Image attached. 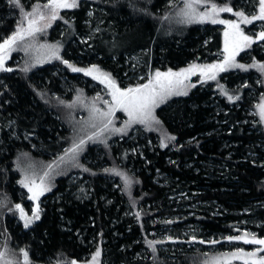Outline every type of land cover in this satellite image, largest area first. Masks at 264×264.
<instances>
[{
  "label": "trees",
  "instance_id": "trees-1",
  "mask_svg": "<svg viewBox=\"0 0 264 264\" xmlns=\"http://www.w3.org/2000/svg\"><path fill=\"white\" fill-rule=\"evenodd\" d=\"M170 1L80 0L77 7L64 9L44 37L40 36L60 50L59 58L24 71L26 65L14 55L9 64L12 71L0 74V253L4 254L0 264H25L21 250L28 253V264L89 262L97 250L101 253L96 258L98 264H144L136 255L145 247L147 238L143 242L139 238L146 235L148 223L143 225L126 212L130 209L137 217L171 213L168 188L155 182L158 173L172 188L196 193L194 201L205 203L188 222L209 234H233L235 213L243 211L264 224V125L259 121L251 128L248 122L249 110H256L251 92L262 95L260 100L264 98V71L259 67L264 64V41L259 47L255 42L245 52L248 59H238L244 69L216 72L214 80L163 103L156 112L160 130L145 129L140 138L146 146L143 160L139 154L135 158L127 155L124 144L130 132L121 137L118 146L113 141L104 143L100 149L105 152L103 167L87 162L88 156L95 160L93 149L99 147L88 145L80 157L76 156L79 170H67L71 153L66 155V149L73 146L74 134L62 115L65 107L72 109L76 98L91 95L79 82L82 71L73 72L69 64L81 69L95 66L123 87L122 78L131 64L127 67V59L139 54L146 76L140 83H126L135 87L148 82L157 71L213 64L222 56L220 26L178 22V6L169 5ZM242 1L207 3L245 14ZM45 3L47 0H20L25 13ZM22 20L19 7L10 0H0V43L17 31ZM86 21L97 31L89 42L81 44L76 35L85 32ZM23 26L27 27L26 20ZM63 27L67 28L61 35ZM83 50L85 60L76 61L71 56ZM64 85L74 94H66ZM77 115L74 119L78 120ZM151 141L154 149L148 147ZM26 160L50 171L43 183L48 190L41 200L39 219L29 229L20 223L16 208L17 204L29 206L20 183L30 181L22 163ZM130 162L139 168L138 173L133 174ZM58 168L66 171L64 175L56 176ZM113 170L121 171L128 183L122 175V180L111 176ZM75 171H81L82 179L89 181V196H74L68 189ZM214 203L221 207L219 216L210 212L209 204ZM147 206H151L148 212ZM205 255L187 252L166 264H197Z\"/></svg>",
  "mask_w": 264,
  "mask_h": 264
},
{
  "label": "rangeland",
  "instance_id": "rangeland-1",
  "mask_svg": "<svg viewBox=\"0 0 264 264\" xmlns=\"http://www.w3.org/2000/svg\"><path fill=\"white\" fill-rule=\"evenodd\" d=\"M80 0H78L79 3ZM69 3H71V0H69ZM175 3V4H174ZM176 5L178 6V12L175 14V17L177 16L178 22L187 23L185 22V18L180 15L181 9L184 7L183 0H171L169 5ZM243 7L246 10L247 13L246 16L251 18L252 15H256L259 13V0H244L242 1ZM74 8V7H71ZM71 8H61L58 10V17H60L61 13L64 9H71ZM197 12H203L205 10H210L211 4L210 3H203L196 6ZM41 12H43L45 19L41 20L39 22V27L43 28L44 30L41 32L35 33L33 36L26 37L22 41H18L15 45H13L12 50H10L6 55L4 59V67L5 68H11L9 66L11 60L13 59V56L15 55L18 58V62H22V66L26 65L28 70H33L37 68V66H42L48 62L53 61L57 55H59L61 52L59 49H57L56 46L51 45L50 40H46V42L43 41L41 37H44V33L47 31L44 28L46 24L49 22L52 24L54 21H50V9L42 8L40 9ZM88 16H92V11L90 10L88 13ZM219 19L227 20V21H235L236 23H239L240 29L244 32L245 35H248L250 37H254L253 40L256 42L257 47L261 45L260 40L256 39V36L259 32L264 31V21H253L251 24H245L241 22V17L236 16L233 14V12H221L219 14ZM59 19V18H58ZM194 24H213L209 21H205L203 23L199 22H193ZM86 29L85 32L82 34H77L76 39L81 42V44H85L86 42H89L90 38L96 34L97 29L95 27L91 26V23L89 21H86ZM219 25L222 29L223 34V54L222 56H218L216 58V62L213 64L222 63L224 60V56L226 55L224 52L225 47V31H229L230 33L234 30L230 29L228 25L226 24H214ZM67 27H63L62 34L66 30ZM249 28V29H248ZM40 34V35H39ZM41 36V37H40ZM41 41V43L39 42ZM254 42V43H255ZM241 46L244 45V42H240ZM252 43L250 46H244L243 51H240L236 56L235 60L233 62H230L229 65H225V71L235 68L232 66V64H238V59H248V53H245L248 49H250L251 46H253ZM74 44H77L76 42ZM86 51H80L77 54L71 53V56L75 57L76 61H83L84 56H86ZM127 67L129 66V69H127L126 73L124 74V77L122 78L125 86L120 87L121 89H125L130 87L127 82H132L133 84L140 83L145 76L146 71L143 67V64L140 61V55L137 54L135 56H131L128 59ZM140 61V62H139ZM207 62V61H205ZM85 64H89V61H86ZM192 65H197V69L194 75H190L187 80H184L183 85L180 86V90L188 93L191 89H193L196 85H200L201 83H205L207 81H210L212 79H209L208 76L215 74L216 72H222L219 70H213L212 72L208 73V75H201L200 68L212 65V64H190L188 67L184 69H188ZM93 67H86V69H91ZM99 70V69H98ZM183 70V69H182ZM179 71H171L173 73H178ZM7 71H0V74ZM62 72V71H61ZM169 71L161 72V73H167ZM83 76L80 77V83H82L84 88H88L90 92L89 98H76L73 102L72 109H68L65 107L66 112H64V115H62V119L64 123L73 128L71 131V134H74L73 141H70L71 144H77L81 139H84L86 143L81 146V150L78 151V157L82 155L83 151L85 152V147H89L91 145H97L99 147H95L93 149L95 153V160L92 161L91 157H87V162L93 165L101 166L102 167L106 164L104 161L105 152L102 151L104 147V143L112 142L115 146H118L120 144V141L123 140L121 138L122 136H126L130 134V138L125 141L124 148L128 149L127 155H132L134 158L136 155H140V159L143 160V149L146 147L144 143H141V137H143V130L149 129L152 131L157 132L159 129V126L156 123V112L157 109L162 106L163 103L170 100L171 98L175 96H182V95H170L165 98V100L162 103H159V105L154 109L153 115L155 116V121H152L149 124H131L127 128H125V123L128 121V116L124 111L117 110L111 117H103L100 115V112H108L109 107L112 106V96L110 95L111 89L107 86L106 83H101V74H105L101 72L100 70L98 72H94L93 75H85L84 72H82ZM97 76L100 78L94 79L93 76ZM154 77V76H153ZM152 77V78H153ZM111 78V77H110ZM66 82V79H62ZM111 80H113L111 78ZM114 81V80H113ZM115 82V81H114ZM147 83V82H146ZM116 84V82H115ZM117 85V84H116ZM193 85H195L193 87ZM242 84H237V86H241ZM118 86V85H117ZM119 87V86H118ZM65 87L64 89L66 94L71 95L74 94L72 88ZM262 95H257L254 91L250 94V99L252 101V104L256 107L255 111L249 110V124H251V128H254L257 123L260 121L264 125V118L261 116V105H264V98L261 100L259 97ZM104 101H108L107 104L104 103ZM94 109H99V112L94 111ZM79 115H77V114ZM78 116V120L74 119V116ZM259 118H258V117ZM111 119L112 123L108 125V127L105 129L104 124L107 123V120ZM94 125V126H93ZM154 125V126H153ZM150 126V127H148ZM117 128H124L125 131L123 132H116L114 129ZM9 130V128H6ZM103 129V131H101ZM160 130V129H159ZM146 131V130H145ZM100 133L99 139L96 140H88V137L92 135L93 133ZM116 136L120 137L121 139L113 140ZM89 145V146H88ZM72 146V147H73ZM145 146V147H144ZM72 147L68 148L71 149ZM150 149H154V144L151 141L148 146ZM37 148V147H34ZM66 149V150H68ZM102 149V150H100ZM264 149V147H263ZM82 151V152H81ZM76 154V156H77ZM70 155V160H71ZM255 158L258 155H254ZM98 159V160H97ZM68 160L66 161V166H68L67 170H79L78 165L76 163V160ZM24 173L26 174L30 181L25 183L28 184L29 187H35L32 182L35 181V185H39L43 187V184L41 185V178H43V183L47 179L48 175L45 176L44 174L47 172L50 174V171L44 167L42 164H31L28 160H26ZM131 171L133 174L139 172V168L135 167V163L130 162ZM63 169L58 168L57 172L55 174L58 175H64ZM81 171H75L71 172L72 177H70L69 184L70 186L68 189L72 191V195L74 196H81L86 195L89 196V190H92V188L89 189L88 180H83V176L80 173ZM116 172L121 171H114L112 172L111 176L118 177L122 180V178L116 174ZM150 175V172L148 173ZM125 177V175L121 174ZM127 178V177H126ZM125 180V179H124ZM113 181V180H112ZM163 181V182H162ZM155 182L157 184H161L163 186H166L167 189V202L169 205L172 206V211L168 215H165L164 217H150V216H141L137 217L134 216L133 211L130 209L128 212H126L130 217H134L135 220L142 221L143 225L146 224V221L148 223L147 225V233L145 236H141L139 239L140 241H144L145 238V247L141 249L140 253L136 255L137 258L144 260V264H157L156 261L159 260L158 264H166L167 261H176V258L183 253L187 252H194V253H203L206 254V258L199 260L197 264H212V261L220 257L222 254H230L232 252L237 251V249L242 248L245 252H251L253 251L258 245H252V244H244L242 241H233L229 242L225 238L229 236H238L243 235L245 232L249 234H255L258 238H264V231L261 233V228L264 226V224L257 220V218L250 217L248 214V211H243L239 213H235V219L232 222V225H234L233 230L234 233H219L218 235L209 234L205 231L200 229L198 225L191 224V222H188V220L196 216L199 211H201V206H203L205 203L201 202H195L196 199V193H188L187 191H178L174 188H172L171 184L165 181V176H162L158 173V175L155 178ZM74 186H76V189H73ZM117 188V185L115 186ZM25 189L26 197H28L29 206L22 205L21 208L23 209V216L20 211V223L23 225L25 229H29L34 226V224L39 219V211L41 210V200L43 198L44 192L42 195H39L37 199H30L33 195L32 192H29L28 187H23ZM187 201L188 203L184 202ZM205 206V205H204ZM210 208L212 209L210 212L213 215H221V207H217V204L214 203V205L209 204ZM151 206H147L145 209L146 212H148ZM151 210V209H150ZM142 211V209H141ZM36 213H38V218ZM143 214V213H142ZM141 215V213H140ZM139 216V215H138ZM27 223V227L25 226ZM158 226V227H156ZM193 237H195V241H193ZM205 241V243H199V241ZM218 241L215 244L208 243L209 241ZM149 241H161L162 243L154 244L155 253L152 254L153 248L149 247L148 242ZM259 255H264V253H260ZM157 257L156 260L152 261V258ZM179 258V257H178ZM76 264H98V261H89V262H76ZM231 264H243V260L240 259H234L231 261Z\"/></svg>",
  "mask_w": 264,
  "mask_h": 264
},
{
  "label": "snow or ice",
  "instance_id": "snow-or-ice-1",
  "mask_svg": "<svg viewBox=\"0 0 264 264\" xmlns=\"http://www.w3.org/2000/svg\"><path fill=\"white\" fill-rule=\"evenodd\" d=\"M207 0H183L184 7L181 9L180 15L185 18V22L193 23L199 22L203 23L205 21H209L213 24H226L230 29L234 30L233 32L225 31V47H224V60L222 63L207 65L200 68L201 75H208V73L213 70L224 71L225 65H229L230 62L235 60V56L243 51L244 46H250L255 41L252 37L245 35L244 32L240 29L239 23L235 21H227L219 19V14L221 12H233L234 15L241 17V22L245 24H251L253 21H264V0H259V13L256 15H252L251 18L246 16L243 12H234L232 7L229 6H217V4L212 3L210 10H205L203 12H197V5L206 3ZM10 3L15 4L20 8L23 13V20L27 21V27L23 26V20L21 21V26L15 31L10 37L5 39L3 43H0V71H12L11 68L4 67V59L5 55L12 50L13 45H15L18 41L24 40L26 37L33 36L37 32H41L44 29L39 27V22L45 19L43 12L40 11L41 5L37 4L33 6L32 12L25 13L23 11V7L20 5V0H10ZM78 0H47V3L43 4L42 7L45 9H50V21H54L58 19V10L61 8H71L77 7ZM167 19V17H166ZM51 23L45 25V27H50ZM257 40L264 41V31H261L256 36ZM244 42V45L241 46L240 42ZM56 58H59L58 56ZM64 63L67 64V61ZM73 72H84L85 75H93L94 72H98L99 70L93 66L91 69H81L74 67L72 65H68ZM232 66L237 68L244 69L245 66L242 64H232ZM197 65H192L188 69H183L178 73H173L171 71L167 73H161L157 71L153 78H150L147 83L137 85L135 87H128L125 89H121L118 87L113 80L107 74H101L103 78H101V83H106L107 86L111 89L110 95L112 96L113 104L109 107L108 112H100V115L103 117H111L115 111L121 110L124 111L128 116V121L125 123V128L130 126L131 124H149L152 121H155V116L153 115L154 109L162 103L166 97L170 95H186L187 93L180 90V86L183 85L184 80H187L190 75H194L197 69ZM261 71H264V64L259 65ZM24 71H28L27 68ZM94 79L100 78L97 76H93ZM209 79H215V75H209ZM195 85H193L194 87ZM231 99V97H229ZM105 104L108 101H104ZM94 111L99 112V109H94ZM261 116L264 118V105H261ZM159 123V121H155ZM111 119L107 120V123L104 124V128L106 129L109 124H111ZM94 126V125H93ZM103 131V129L101 130ZM116 132L125 131L124 128L114 129ZM100 133H93L88 137V140H96L99 139ZM170 139H175V137H171ZM86 141L81 139L79 143L74 144L71 149L66 150V155L69 153L72 154L71 160L75 161L76 154L79 150H81V146L84 145ZM166 146V145H164ZM61 161H64V157L60 158ZM105 171H109L106 169ZM114 171V170H113ZM117 175H121V173L116 172ZM45 176L48 175L46 172ZM125 182L128 183L127 178L125 177ZM25 187H28L29 192H32L33 195L29 197L30 199H37L39 195H42L45 189L39 185H35V181L32 184L35 187H29L28 184L22 180L20 182ZM43 184V178H41V185ZM16 208L21 211L23 216V209L19 204L16 205ZM38 218V213H36ZM138 215V213H137ZM27 227V223L25 225ZM229 242L233 241H242L244 244H252L258 245L253 251L245 252L242 248L237 249V251L232 252L230 254H222L220 257L215 258L212 261V264H231V261L234 259L243 260V264H264V255H259L260 253H264V238H258L255 234H249L245 232L243 235L238 236H229L225 238ZM193 241H195V237H193ZM218 241L212 240L208 243L215 244ZM162 243L161 241H149V247H153L154 244ZM199 243H205V241L201 240ZM24 255L25 264H28V253L24 250H21ZM100 251L97 250L95 255L92 257L93 261L96 260L97 257L100 256ZM3 253H0V258L3 257ZM6 264H11V262H6ZM72 264H76L75 261Z\"/></svg>",
  "mask_w": 264,
  "mask_h": 264
}]
</instances>
